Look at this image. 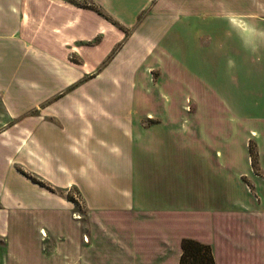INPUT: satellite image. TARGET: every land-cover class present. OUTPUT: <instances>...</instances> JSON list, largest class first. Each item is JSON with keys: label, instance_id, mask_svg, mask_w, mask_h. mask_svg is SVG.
<instances>
[{"label": "crops", "instance_id": "obj_1", "mask_svg": "<svg viewBox=\"0 0 264 264\" xmlns=\"http://www.w3.org/2000/svg\"><path fill=\"white\" fill-rule=\"evenodd\" d=\"M222 12L243 18L206 23L204 28L214 32L207 43H202L201 49L199 45L198 54L191 60L209 64L205 69L209 73L206 75L199 67H189L188 71L193 74L199 91L212 87L218 91L222 83L230 85V90H225L226 95L221 93L222 100H216L215 106H224V101L225 107L229 108L264 109V0H89L87 4H80L77 0H0V120L29 110L26 120L38 124L34 133L28 129L23 135L13 132L2 136L6 142L2 146L12 151L24 148L26 162L35 149L25 146L23 141L28 140L29 133L35 134V148L39 155L33 164L28 163L29 167L63 188L76 185L90 213L102 211L109 217L135 215L141 218L137 221L143 219V222L156 224L153 231L154 227L146 228L149 230L144 233V245L138 244L135 233L129 229L122 230L125 234L121 230H103L102 237H109L110 244L100 245L96 232L88 227L87 264L108 260L107 256L115 252L118 255L113 256V260L117 264H138L140 261L164 264L165 257L160 259L154 254L171 252L172 248L176 259L180 250L178 244L183 237L179 230H175L174 218L181 213L185 216L183 221L193 219L198 223L185 229L205 230L208 227L203 226L204 219L198 216L203 214V208L194 206L188 211L174 203L202 204L209 200L211 204H222V184L216 182L214 165L220 160H211L214 167L210 168V176L185 165L182 172L176 173L170 172V168H152L150 180L144 178L148 168L143 165L144 155L136 149L140 146L141 135L134 131L124 103L102 101V94L111 92L112 88L101 83L105 69H97L112 53L110 62L121 65L130 61L134 69L156 48L161 47L165 56L172 58L169 48L163 44L175 32L180 15L184 18L192 14L216 15ZM196 25L185 18L182 29L191 31ZM224 29L230 30V57L220 52L224 46ZM221 62H226L223 67ZM200 66L202 69L203 64ZM83 75H88L90 80L76 86L64 99L45 103L47 94L61 85L72 84ZM223 77L228 79L222 82ZM92 81L96 86L86 87ZM121 84L114 85V89L124 91ZM79 92L83 95L78 96ZM38 105V112L31 114V108ZM195 107L201 106L196 103ZM250 131V134L258 133L254 129ZM217 135L220 140H231L228 132L221 131ZM258 140L264 142V137ZM257 148L259 159L262 155L259 144ZM183 153L186 158L191 156L190 151ZM202 153L194 156L202 157ZM222 155V151L215 150L216 157ZM231 155L232 152L226 156ZM258 163L257 168L264 172V165ZM63 166L71 170L72 180L63 181V175L58 174ZM243 169L239 173L246 172ZM56 198L72 206L61 193L56 194ZM163 202L168 204L167 208ZM192 212L196 217H191ZM165 222L168 226H161ZM76 226L79 233L77 221ZM168 230L172 231L171 234ZM216 231L213 228L211 232L215 234ZM203 232L190 236L209 241ZM125 238H130L132 245L128 246ZM80 241L81 238L77 240L76 237V241L70 242L76 255L82 249L78 246ZM135 241L138 247H142L138 251L133 246ZM55 251L53 248L44 254L45 258L50 262L57 259ZM73 259L78 260V257Z\"/></svg>", "mask_w": 264, "mask_h": 264}, {"label": "rangeland", "instance_id": "obj_2", "mask_svg": "<svg viewBox=\"0 0 264 264\" xmlns=\"http://www.w3.org/2000/svg\"><path fill=\"white\" fill-rule=\"evenodd\" d=\"M77 1L80 4L89 2ZM185 18L191 19L193 26L197 24V27L191 31L182 29ZM242 18L231 16L227 12L216 15L192 14L184 18L180 15L177 18L175 32L164 40L167 45L163 44L169 48L171 54L169 55L172 58L166 57L161 47L156 48L152 55L138 63L134 69L130 61L121 65L110 62L112 53L97 68L105 69L104 75L101 76L102 85L112 88L111 92L102 94L104 95L102 101L124 103L127 116L132 118L134 131L141 135L140 146L136 149L139 154L144 155L143 165L148 168L144 178L150 180L152 168H170V172L176 173L182 172L185 165L190 166L191 170L198 169L210 176L208 174L211 172L210 168L215 165L216 182L222 184V204H211L209 200L202 204L174 203L175 206L187 210L194 206L203 208V214L198 216L204 219L203 226L210 229L206 228L207 231L204 228L185 229L189 225L193 228V225L196 226L198 223L193 219L183 221L185 216L181 213L174 218V223L175 230H179L182 237H192L190 236L192 233L204 231L202 234L209 238L210 242H206L212 247L216 264H264V172L257 168L258 161L264 165V142L258 140L259 137H264V109L229 108L225 107L224 101V106L221 107L219 104L215 106L216 100H222L221 93L225 94V90H230V85L222 83L223 86L218 88V91H215L214 87L199 91L198 84L188 69L199 67L200 71L207 75L208 71L205 69H208L209 64L200 62L203 64L201 69L198 61L191 60L193 55L198 54L196 51L199 45L201 49L202 43H207L214 32L213 29L204 28L206 23L215 20L236 21ZM222 33L224 46L220 52L223 56L230 57L232 53L229 45L230 30L224 29ZM225 63L221 62L222 67ZM206 77L210 78L209 75ZM211 79L212 83H215L214 78ZM227 79L223 77L222 82ZM86 80H90L88 75H83L70 85H61L44 96L45 103L64 99L76 86L87 82ZM122 80L124 82L121 84ZM88 84H85L86 87L96 86L95 81ZM119 84L124 86V91L114 89ZM82 95L81 92L78 93V96ZM196 103L201 107L196 108ZM38 109L39 105L31 108L30 113H37ZM28 111L26 110V113ZM110 111L113 113V110ZM26 113L0 120V264H87L85 246L88 227L94 229L100 245L110 244L109 237V239L102 237L103 230L109 229L118 231L129 229L135 233L134 238L139 240V245L146 244V237H143L149 230L146 228L156 227L155 222H143V219L137 221L141 218L135 215L109 217L102 211L90 213L76 185L63 188L59 183L50 182L40 172L29 167L28 163L33 164L39 155L35 148L37 137L30 134L37 132L38 124L37 126L30 124L31 122L26 120ZM28 129L29 138L23 143L25 146L33 147L35 152H31L32 157H27L24 162V148L16 151L4 148L2 145L6 142L2 136L13 132H20L23 135ZM251 129L258 133L250 134ZM221 131L230 133L231 140H220L217 134ZM258 144L262 154L259 159L256 153ZM216 149L222 151V157L215 156ZM184 151H190L191 156L186 158ZM198 152H204L202 153L204 156H194ZM230 152L232 155L227 157ZM211 160L220 162L213 165ZM65 167L63 166L62 172L58 174L63 175V181L72 180L71 170L67 168L68 166ZM242 169L246 172L241 174L239 172ZM60 193L70 200L72 206L57 200L56 194ZM163 203L167 208L168 204ZM193 212L190 213L192 218L196 217ZM76 221L80 234L77 232ZM164 224L166 222L161 226ZM155 227L151 230H155ZM213 228L217 229L215 234L211 232ZM170 231L168 230L169 234L172 232ZM76 237L77 240L81 238L78 246L82 249L78 255L72 252L75 247L70 244L71 241H76ZM125 239L128 246L132 245L130 238ZM169 244H172V241ZM180 244L181 239L176 259L173 248L171 252L161 251L160 254L154 255L160 259L165 257L164 264H178ZM175 245L177 246V243ZM133 246H136L137 251L142 248L138 247L137 243H133ZM53 248L56 249L57 259L50 262L44 254ZM117 255L118 252L109 254L108 260H97L96 264L105 262L117 264L113 260V256ZM138 255H141V252H138ZM73 257H78V260H74ZM138 264L149 263L140 261Z\"/></svg>", "mask_w": 264, "mask_h": 264}, {"label": "trees", "instance_id": "obj_3", "mask_svg": "<svg viewBox=\"0 0 264 264\" xmlns=\"http://www.w3.org/2000/svg\"><path fill=\"white\" fill-rule=\"evenodd\" d=\"M180 245L178 264H215L209 243L192 237H183Z\"/></svg>", "mask_w": 264, "mask_h": 264}]
</instances>
